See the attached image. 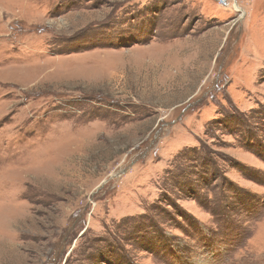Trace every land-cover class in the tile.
Here are the masks:
<instances>
[{
    "label": "rangeland",
    "instance_id": "obj_1",
    "mask_svg": "<svg viewBox=\"0 0 264 264\" xmlns=\"http://www.w3.org/2000/svg\"><path fill=\"white\" fill-rule=\"evenodd\" d=\"M0 264H264V0H0Z\"/></svg>",
    "mask_w": 264,
    "mask_h": 264
},
{
    "label": "built area",
    "instance_id": "obj_2",
    "mask_svg": "<svg viewBox=\"0 0 264 264\" xmlns=\"http://www.w3.org/2000/svg\"><path fill=\"white\" fill-rule=\"evenodd\" d=\"M225 2V0H223Z\"/></svg>",
    "mask_w": 264,
    "mask_h": 264
},
{
    "label": "bare ground",
    "instance_id": "obj_3",
    "mask_svg": "<svg viewBox=\"0 0 264 264\" xmlns=\"http://www.w3.org/2000/svg\"><path fill=\"white\" fill-rule=\"evenodd\" d=\"M117 77V76H116Z\"/></svg>",
    "mask_w": 264,
    "mask_h": 264
}]
</instances>
